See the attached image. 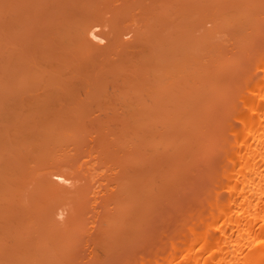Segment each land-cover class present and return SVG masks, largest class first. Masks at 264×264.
I'll use <instances>...</instances> for the list:
<instances>
[{
  "label": "bare ground",
  "instance_id": "obj_1",
  "mask_svg": "<svg viewBox=\"0 0 264 264\" xmlns=\"http://www.w3.org/2000/svg\"><path fill=\"white\" fill-rule=\"evenodd\" d=\"M219 1L0 0V264H264V0Z\"/></svg>",
  "mask_w": 264,
  "mask_h": 264
},
{
  "label": "rangeland",
  "instance_id": "obj_2",
  "mask_svg": "<svg viewBox=\"0 0 264 264\" xmlns=\"http://www.w3.org/2000/svg\"><path fill=\"white\" fill-rule=\"evenodd\" d=\"M244 1H245V0H244ZM219 2H222V0L219 1ZM230 2H231V1H230ZM241 2H243V1L241 0ZM252 2H253V0H252ZM227 3H228V2H227ZM231 3H232V2H231ZM236 3L239 5L238 7H241V8L244 9V10H246V9L248 8L247 6H242V4H243V5H245V4H244V3H242V4L239 3V0H237V2L235 1V6H237ZM255 3H256V0L253 2V4H255ZM215 4H217V3H215ZM218 4H219V3H218ZM219 5H220V4H219ZM230 5H232V4H230ZM220 6H221V5H220ZM222 6H223V4H222ZM255 6H257V4H256ZM216 7H217V6H215V8H216ZM224 7H225V6H224ZM244 7H245V8H244ZM246 7H247V8H246ZM215 8H214V9H215ZM220 8H221V7H220ZM222 8H223V7H222ZM217 9H218V8H217ZM223 9H225V8H223ZM219 10H220V9H219ZM226 10H227V9H226ZM230 10H232V8H230ZM230 10H229V12H230ZM247 10H249V8H248ZM256 10H257V8H256ZM259 10H260V8H259ZM222 11H223V10H222ZM257 11H258V10H257ZM260 11H261V10H260ZM260 11H259V12H260ZM231 12H232V11H231ZM231 12H230V13H231ZM259 12H258V13H259ZM262 12H263V11H261L260 14H264V13H262ZM220 13H221V12H220ZM225 14H226V13H225ZM220 15H221V14H220ZM229 15H230V14H229ZM262 16H263V15H262ZM227 17H228V16H227ZM206 19H207V24H208V25H206V22H204V18L202 17V20H203V22L205 23V25L208 26V27H209V25H210V27H211V23H209L208 18H206ZM206 19H205V20H206ZM221 20H224V18H223V19L221 18ZM221 20L219 19V25H220V24H227V22H225V20H224V21H221ZM229 20H231V19H229ZM230 24H231V23H230ZM202 25H203V24H202ZM219 25H218V26H219ZM227 25H228V24H227ZM227 25L225 26V27H226V28H225L226 30L228 29ZM263 25H264V24H263ZM203 26H204V25H203ZM206 26H204V27H206ZM222 26H223V27H221V26H220V27L223 29V28H224V25H222ZM229 26H230V25H229ZM204 27H202V29H205ZM220 27H218L219 31H218L217 33H220L221 31H223V30H220ZM230 28H231V27H230ZM232 28H233V26H232ZM234 28L236 29V28H238V27H237V26L235 27V25H234ZM256 28H257V27H256ZM261 28H262V30H264V29H263L264 26H261ZM225 29H224V30H225ZM235 29H234V30H235ZM253 29H254V28H253ZM253 29L251 28L249 31H251V30H253ZM226 30H225V31H226ZM232 30H233V29H232ZM234 30H233L232 32H235V33H236V31H237L238 29H236L235 31H234ZM254 30H255V29H254ZM225 31H224V32H225ZM232 32H229L227 36L232 37V35H231ZM256 32H257V31H256ZM256 32L254 31V34H255ZM261 32H264V31H261ZM257 33H259V32H257ZM257 33H256V34H257ZM221 34H222V36H223V33H221ZM221 34H220V35H221ZM225 34H227V33H225ZM250 34H251V32H250ZM263 34H264V33H263ZM251 35H252V34H251ZM251 35H250V36H251ZM217 36H218V35H217ZM224 36H225V35H224ZM219 37H220V39H223V38H224V40H225V37H222V38H221V36H219ZM219 37H217V38L219 39ZM256 37H258V36L256 35ZM256 37H255L254 35H252L253 41H255L254 39H256ZM263 37H264V36H263ZM232 38H233V37H232ZM227 39H229V38H227ZM231 40H232V39H231ZM231 40H230V42H231ZM262 40H264V39H262ZM262 40H261V39H260V40L257 39V42H258V41H259V42H260V41H261V42H264V41H262ZM218 41H219V40H218ZM232 41H233V40H232ZM220 42H221V40H220ZM225 42H227V41H225ZM228 42H229V41H228ZM230 42H229V43H230ZM229 43H228V44H229ZM231 43L233 44V42H231ZM224 44H225V43H224ZM232 44H230V45L233 46ZM255 44H258V43H255ZM259 44H260V43H259ZM222 45H223V44H222ZM230 45H229V46H230ZM225 46H226V45H225ZM231 46H230V47H231ZM226 47H227V46H226ZM216 161H217V160H215V161H213V162L215 163ZM213 162H212V163H213ZM211 165H213V164H211ZM198 179H199V178H198ZM203 179H204V178H203ZM203 179H202V182L199 183L200 186H201L202 183H203ZM200 180H201V179H200ZM200 180H199V181H200ZM196 181H198V180H196ZM199 181H198V182H199ZM198 182L196 183V185H195V183L193 184V186L195 185V186H194L195 190H198L199 187H200V186L197 185ZM206 182H207V181H206ZM204 183H205V180H204ZM207 183H208V182H207ZM205 185H206V183H205ZM205 185H204V186L202 185V186L205 188ZM187 186L190 187V185H187ZM187 186H186V187H187ZM197 186H198V187H197ZM189 187H188V188H189ZM196 187H197L198 189H197ZM203 187H202V188H203ZM188 188H187V189H188ZM194 188L191 187L190 189H194ZM202 188L199 190L200 192H201ZM184 189H185V188H184ZM195 190H193V192H194L193 197H196V196H195ZM203 190H204V189H203ZM187 191H189V189H188ZM191 191H192V190H191ZM203 192H204V191H203ZM203 192H202V193H203ZM205 192H206V191H205ZM189 193L192 194V192H189ZM189 193H186V195L188 194V196H189V195H190ZM184 194H185V193H184ZM204 194H205V193H204ZM201 195H202V194H201ZM201 195H200V198H202ZM191 196H192V195H190L189 198H190ZM197 197H198V196H197ZM198 198H199V197H198ZM204 198L206 199L205 195H203V199H204ZM203 199H201V200H203ZM205 199H204L203 201H205ZM192 200H193V199H192ZM196 200H197V198H196ZM198 200H199V199H198ZM198 200L195 201V202H198ZM201 200H200V201H201ZM172 202H173V201H172ZM172 202H171V200H170L169 205H170V203H172ZM167 203H168V202H167ZM173 203H174V202H173ZM173 203H172V204H173ZM176 204H178V203H176ZM176 204H174L173 207H174ZM197 204H198V203H197ZM179 205H180V204H178V206H179ZM170 206H171V205H170ZM176 206H177V205H176ZM173 207H171V209H172ZM178 208H179V207H176V209L174 208V210L172 209L173 211L170 210V213H171V215L173 216L174 219H176L175 217L178 218V216H174V215L172 214V212H174V213L176 214ZM182 210H183V209H182V207H181L180 209H178V212H179V211H182ZM180 213H181V212H180ZM180 213H179V214H180ZM176 215H177V214H176ZM158 218H159V217H158ZM173 218H172V219H173ZM160 222H161V221H160ZM160 222H159V223H160ZM172 222H173V220H172ZM156 224H157V223H156ZM162 225H163V224H162V222H161V226H162ZM172 225H174V224H172ZM172 225H166V226L163 225V227H164L165 230H166L167 228H168V229H172ZM158 226H160V225H158ZM167 226H168V227H167ZM155 227H156V225H155ZM163 227H162V228H163ZM166 227H167V228H166ZM157 228H158V227H157ZM157 228H156V229H157ZM168 229H167V232H168ZM159 230H160V229L158 228V229H157V232H158ZM161 230H162V231H161ZM161 230H160V231H161V235H162V233H163L164 230H163V229H161ZM160 231H159V232H160ZM157 232H156V233H157ZM164 232H166V231H164ZM155 236L158 238V237L160 236V234H158V236L155 234ZM157 241H158V240H157Z\"/></svg>",
  "mask_w": 264,
  "mask_h": 264
}]
</instances>
